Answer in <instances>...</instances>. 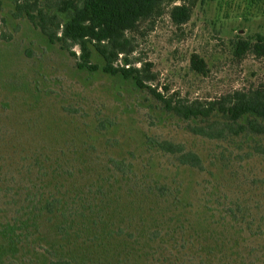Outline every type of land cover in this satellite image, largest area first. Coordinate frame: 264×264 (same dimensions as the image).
Returning <instances> with one entry per match:
<instances>
[{
	"label": "rangeland",
	"instance_id": "1",
	"mask_svg": "<svg viewBox=\"0 0 264 264\" xmlns=\"http://www.w3.org/2000/svg\"><path fill=\"white\" fill-rule=\"evenodd\" d=\"M172 7L132 34L133 57L152 64L161 93L209 101L264 85V56L236 50L264 36V0H199L182 26ZM14 12L0 0V179L13 201L0 222L25 229L0 238V264H264V156L253 140L195 134L200 122L132 81L79 69ZM93 62L103 65L97 53ZM162 140L198 153L206 169L180 165L156 147ZM51 200L56 215L27 221Z\"/></svg>",
	"mask_w": 264,
	"mask_h": 264
},
{
	"label": "trees",
	"instance_id": "2",
	"mask_svg": "<svg viewBox=\"0 0 264 264\" xmlns=\"http://www.w3.org/2000/svg\"><path fill=\"white\" fill-rule=\"evenodd\" d=\"M13 1L15 17H26L51 44H58L76 59L79 69L90 72L101 69L110 76L132 81L136 88L149 91L167 112L189 122H200V125L191 127L195 134L215 141L251 138L253 151L264 156V85L249 90H236L214 100L187 101L161 93L153 85L157 75L152 71V64L133 57L136 49L132 34L138 31L142 22L160 17L166 3H169L173 4L169 13L172 22L182 26L191 19L199 0H181V3H175V0ZM236 50L240 56L248 51L264 56V36L258 35L253 45L238 42ZM94 53L102 58V66L93 62ZM191 66L202 74L207 71L205 61L198 55L192 56ZM107 124L109 123L101 122L100 127L106 128ZM155 144L161 152L173 156L180 165L201 172L206 169L202 157L188 150L182 143L162 140L155 141ZM112 166L123 177L129 173L123 162L115 160ZM5 178L6 176H1L0 184L5 182ZM9 193L10 182L7 181L4 187L0 185V211L13 204L9 200ZM54 201H47L42 209L28 215L27 221H49L46 217L57 213L55 211L58 205ZM15 224L14 219L0 222V238L13 239L17 234L15 226L25 229V225ZM20 234L17 239H20ZM49 264L72 262L53 259Z\"/></svg>",
	"mask_w": 264,
	"mask_h": 264
}]
</instances>
